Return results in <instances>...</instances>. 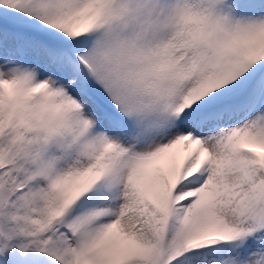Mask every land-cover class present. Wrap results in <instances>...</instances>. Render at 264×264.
<instances>
[{"label": "snow or ice", "instance_id": "snow-or-ice-1", "mask_svg": "<svg viewBox=\"0 0 264 264\" xmlns=\"http://www.w3.org/2000/svg\"><path fill=\"white\" fill-rule=\"evenodd\" d=\"M0 264H264V0H0Z\"/></svg>", "mask_w": 264, "mask_h": 264}]
</instances>
